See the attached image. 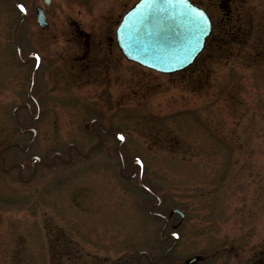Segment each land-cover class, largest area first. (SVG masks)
<instances>
[{
    "label": "rangeland",
    "instance_id": "rangeland-1",
    "mask_svg": "<svg viewBox=\"0 0 264 264\" xmlns=\"http://www.w3.org/2000/svg\"><path fill=\"white\" fill-rule=\"evenodd\" d=\"M135 1L52 0L46 6L44 0H0V150L14 141L24 146L31 142L27 152L10 147L4 154L8 165L24 164L27 179L34 171L35 155L51 161L70 143L88 151L99 140L91 128L97 118L111 133L124 134L120 152L126 172L135 160L144 161L142 180L163 198L160 212L169 213L172 207L187 212L175 251L181 260L206 251L212 237L216 242L223 238L230 248L243 247L247 256L254 252L264 256V73L253 60L237 55L238 44L231 46L233 55L199 59L175 75L131 65L117 47L114 30ZM194 1L213 12V0ZM240 2L235 0L236 26H240ZM253 3L245 4L251 14ZM17 5L27 9L24 17ZM37 6L45 9L50 35L37 25ZM73 20L87 28L98 22L99 34L112 39L117 54L113 91L118 97L104 108L108 103L91 94L90 102L49 108L41 120H32L23 109L22 128L36 129L33 138L22 132L14 114L15 107L28 100L25 79L32 65L16 63V46L19 55L29 59L40 45L50 49L53 34L69 36ZM248 51L253 52V45ZM91 87L80 90L90 93ZM104 136L87 159L73 151L74 161L68 166L61 160L50 167L40 164L29 183L20 179L18 168L6 172L0 156V264H45L50 246L63 240L74 248L72 256L75 245L81 244L104 263L136 264L143 250L160 256L162 222L148 213L153 199L140 188L137 176H122L118 139ZM83 202L94 204L96 210L81 211Z\"/></svg>",
    "mask_w": 264,
    "mask_h": 264
},
{
    "label": "flooded vegetation",
    "instance_id": "flooded-vegetation-1",
    "mask_svg": "<svg viewBox=\"0 0 264 264\" xmlns=\"http://www.w3.org/2000/svg\"><path fill=\"white\" fill-rule=\"evenodd\" d=\"M245 4L246 0H241L239 3L242 12L238 20L240 26H236L233 21L236 8L235 0H213L211 6L213 12H210L213 19V30L202 54V59H213L216 55H233L231 46L238 44L240 45V53L237 55H243L247 60H253L255 67L264 73V62H260L264 60V0H254L253 14L246 10ZM245 19L251 21L247 22ZM97 23L93 22V27L87 28L79 21L73 20L68 26L69 36H64L62 31L63 36L61 37L53 34L54 36L48 39L50 49L47 50L48 47L40 45V50L35 51L42 55L41 67H35V60L32 58L30 60L19 58L16 61L18 64L24 62L26 66L32 64L29 80L28 78L25 79L29 98L22 102L30 104V106H26V109L31 118L41 120L44 118L46 110L52 107L63 108L66 103L77 104V102H81L84 104L90 102L94 98L91 94L95 95V99L101 98L108 103L106 107L100 104L104 108H109L116 102L118 95L113 89L117 78V67L114 59L117 54L113 52L112 39L99 34L100 24ZM243 23L247 25L244 26ZM48 28L47 26L42 29L48 31ZM48 35H50L49 31ZM251 45H253V52L248 51ZM211 46L213 47L212 51ZM220 49H226L228 53L219 54ZM16 66L19 65L16 64ZM84 86H92L91 92H81L80 89ZM125 96L128 97L127 94ZM70 153L72 155V150ZM84 205L85 202L81 204V211L90 213V211L96 210L94 204ZM160 207L161 202L156 203L154 211L156 210L158 214H160ZM161 214L165 213L161 212ZM166 216L168 221L155 216L162 222L160 234L162 232L161 241L164 244L160 254L162 258L156 264L170 262L181 264V258L175 254L180 246V241H174L170 234L173 231H178L182 235L186 222L181 220L178 213L166 214ZM175 216H178L179 219L175 220ZM212 226V224L209 225V227ZM201 229L202 227L198 225V230ZM212 239L215 244L212 242L211 247H205L206 251L194 252L187 257L202 255V259L196 264H264V256L260 252H254L247 256L243 247L235 249L232 246L230 248L228 242L224 241L223 238L217 242L213 237ZM69 246V240L56 241L55 245L50 246L48 261L45 264H120L119 261H106L104 263L100 258L101 256L91 251L92 248H87L81 244L75 245L77 248L75 249L76 255L72 256L71 253L74 248ZM94 248L97 249L98 246L94 245ZM218 256H221L219 261L214 263ZM145 260V264H150L146 257Z\"/></svg>",
    "mask_w": 264,
    "mask_h": 264
},
{
    "label": "water",
    "instance_id": "water-1",
    "mask_svg": "<svg viewBox=\"0 0 264 264\" xmlns=\"http://www.w3.org/2000/svg\"><path fill=\"white\" fill-rule=\"evenodd\" d=\"M200 11L208 21L206 31H201ZM38 12V19L42 20L41 9ZM210 29V19L205 11L189 0H141L125 15L118 28V42L129 59L172 73L195 60ZM199 259L192 258L187 264Z\"/></svg>",
    "mask_w": 264,
    "mask_h": 264
},
{
    "label": "snow or ice",
    "instance_id": "snow-or-ice-1",
    "mask_svg": "<svg viewBox=\"0 0 264 264\" xmlns=\"http://www.w3.org/2000/svg\"><path fill=\"white\" fill-rule=\"evenodd\" d=\"M181 2H182V0H181ZM19 7H20V10L22 12H24V13L27 12V9L24 7V5H20ZM198 18L201 21H203V24H202V27H201V31H206L207 30V26H208V21H207V18L205 17V14L202 11L198 12ZM118 139L120 141H123L125 139V137L121 134V135L118 136ZM137 162L140 163L139 161H137Z\"/></svg>",
    "mask_w": 264,
    "mask_h": 264
}]
</instances>
